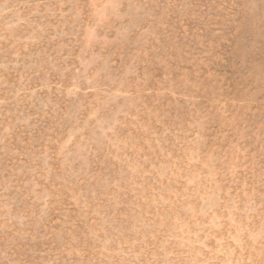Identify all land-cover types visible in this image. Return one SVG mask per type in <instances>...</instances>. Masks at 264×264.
I'll list each match as a JSON object with an SVG mask.
<instances>
[{"label": "rangeland", "instance_id": "374dc122", "mask_svg": "<svg viewBox=\"0 0 264 264\" xmlns=\"http://www.w3.org/2000/svg\"><path fill=\"white\" fill-rule=\"evenodd\" d=\"M0 264H264V0H0Z\"/></svg>", "mask_w": 264, "mask_h": 264}]
</instances>
